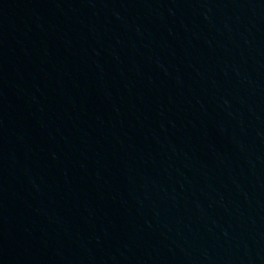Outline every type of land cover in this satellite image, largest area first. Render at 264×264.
<instances>
[{"label":"water","instance_id":"obj_1","mask_svg":"<svg viewBox=\"0 0 264 264\" xmlns=\"http://www.w3.org/2000/svg\"><path fill=\"white\" fill-rule=\"evenodd\" d=\"M0 264H264V0H0Z\"/></svg>","mask_w":264,"mask_h":264}]
</instances>
